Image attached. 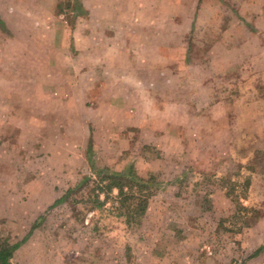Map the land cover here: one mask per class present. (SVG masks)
Instances as JSON below:
<instances>
[{
	"label": "rangeland",
	"instance_id": "obj_1",
	"mask_svg": "<svg viewBox=\"0 0 264 264\" xmlns=\"http://www.w3.org/2000/svg\"><path fill=\"white\" fill-rule=\"evenodd\" d=\"M88 1L124 12L107 47L84 0H0V245L17 264H264V0Z\"/></svg>",
	"mask_w": 264,
	"mask_h": 264
},
{
	"label": "crops",
	"instance_id": "obj_2",
	"mask_svg": "<svg viewBox=\"0 0 264 264\" xmlns=\"http://www.w3.org/2000/svg\"><path fill=\"white\" fill-rule=\"evenodd\" d=\"M100 2H101V0H100ZM84 3H85V5H84L85 8H84V11L82 12L83 16L85 17V18H83L84 20L91 19V17L93 18V16L96 15L97 12H100V14H102V18L105 20V24H104V26H101V25L99 26L100 27L99 31H104L105 37L102 38L103 39L102 42H104V44L103 43H100V47H102L103 45L106 46V47L109 46V43H110L109 42V39H110V37H108L107 35H112L113 34L112 33L113 31L111 32V28L112 29H116L118 26H117V20H115V22H114V20H110L109 18H107V16L108 15H115V17H116L118 15L123 14L124 12H122V9L119 8V7L118 8L117 7L112 8L111 10H109L107 8H97L96 6H92L91 5V2H89L88 0H84ZM202 7H203L202 0H200L199 1V5H198V10H197V13L196 14H199V11H200V9ZM130 13H133V11H130ZM87 26L89 27V30H88V33H86V36L83 37V41L86 40L87 42H94V39L96 38V36H98L97 35V31L94 29V27H92L91 24H88ZM85 31H87V30L85 29ZM130 31H133V28ZM99 59L102 62H105L107 60L106 58H99ZM95 71H94V74L92 75V78L94 79L93 82H95L98 78L101 77V75L100 76L96 75L95 74ZM89 72H92V71L89 70ZM115 77L117 78L118 76L115 75ZM118 79H122V78L119 77ZM93 84L92 83H89L88 84V87L84 89V93L85 94H88V92L91 91L92 87H94ZM143 91L148 96V98H151L152 99V96L154 94V91L152 90V88L147 87ZM109 103H112V102H109ZM110 106L113 107L114 105L113 104H110ZM148 109L150 111H154L153 107H151V106H150V108L148 107ZM131 118H132V125L137 126V127L147 126L148 122L150 121L149 120L150 118L148 119V114H144V116L140 120V122H137V123L134 122L135 119H134L133 116ZM128 119L130 120V118H128ZM14 254H15V252H14Z\"/></svg>",
	"mask_w": 264,
	"mask_h": 264
},
{
	"label": "trees",
	"instance_id": "obj_3",
	"mask_svg": "<svg viewBox=\"0 0 264 264\" xmlns=\"http://www.w3.org/2000/svg\"><path fill=\"white\" fill-rule=\"evenodd\" d=\"M93 160H91L90 159V162L92 163L91 165H92V169H94V171L95 172H97L99 175H101V171L102 170H100V169H98V168H96V166L94 165V163L92 162ZM115 173H117V172H107V174L108 175H111V176H109V177H107L108 178V181H109V183H108V186H107V188L105 189V190H108L109 192L110 191H112V190H114V189H118L119 190V193H120V195H122V196H125V195H128V193L127 192H125V189H126V187H129V189H130V192H132L133 193V191H132V187H133V184L132 183H129V182H125V183H123V182H119V181H117V177L115 176V175H117V174H115ZM133 176H135V179H137V180H140L141 178L140 177H138L136 174H133ZM104 179V178H103ZM110 179V180H109ZM105 180H106V178H105ZM142 180V179H141ZM111 181V182H110ZM246 187H247V189H248V187H249V182H248V184L246 185ZM242 188V187H241ZM241 188H239V189H241ZM101 189V191H104L103 189L104 188H100ZM238 189V190H239ZM242 190V189H241ZM70 191V190H69ZM235 191H237V188H235V187H233L232 189H231V191L230 190H228V195L229 196H234V192ZM244 191V190H243ZM127 197V196H126ZM235 197V196H234ZM130 197H128V198H126V200L127 199H129ZM236 198V197H235ZM63 200H65V198H61L60 200H58L57 202H61V201H63ZM253 209V208H252ZM242 211L244 210L246 213L247 212H250V211H252V210H249L246 206L244 207V208H242L241 209ZM20 245L21 244H15V245H13V246H1L0 245V264H17L16 262H14V252L16 251V249H18L19 247H20Z\"/></svg>",
	"mask_w": 264,
	"mask_h": 264
}]
</instances>
